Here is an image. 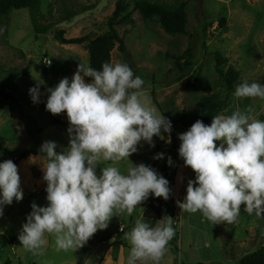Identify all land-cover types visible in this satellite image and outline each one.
Masks as SVG:
<instances>
[{
    "label": "rangeland",
    "instance_id": "374dc122",
    "mask_svg": "<svg viewBox=\"0 0 264 264\" xmlns=\"http://www.w3.org/2000/svg\"><path fill=\"white\" fill-rule=\"evenodd\" d=\"M117 1L128 5L121 17L127 15L134 20L130 27L121 24L114 27L123 37L134 75L144 80L152 103L171 123L192 110L203 97L212 94L224 97V88L214 69V54L228 60L221 69L232 67L239 81H264V0H40L37 31L28 9L13 10L7 17H1L0 89L9 97L0 96V162L10 159L18 166L23 199L5 206L0 217L3 233L0 264H98L101 260L102 264H127L131 245L125 233L131 231L136 219L143 217L151 195L131 217L114 216L107 229L98 230L75 252H57L53 238L49 237L44 255H33L18 240L32 203L41 207L48 203L41 167L29 163V157L38 156L46 141L55 142L58 152L69 142L66 113L48 112L47 94L41 96L39 103H33L29 89L35 85V78H41L46 82L41 86L43 93L45 87H55L62 78L71 80L81 62L89 65L88 42L63 45L55 34L61 31L63 38L73 39L106 33ZM140 1L161 4L171 10L186 3L187 33L170 36L155 18L141 19L135 10ZM185 54H190L193 67L181 74L174 67V60L180 57L185 60ZM124 59L125 55L117 49L112 51V63H123ZM45 60L51 64L46 65ZM85 80L90 82L91 78ZM236 102L241 109L251 106L256 117L264 120V100L243 98ZM234 110L228 108L225 115ZM23 117L31 119L29 126ZM187 130L175 125L170 134L154 136L155 147L141 141L138 151L129 157L131 161L115 166L124 171L132 163H143L169 181L173 204L162 205L161 219L173 218L175 236L161 264H239L243 257L264 246V216L249 215L241 205L234 224L213 225L199 212H182L176 201L183 202L188 181L195 179L194 171L184 165L178 154L181 144L178 135ZM28 148L37 153L20 158L19 153ZM157 153H164L165 159L154 160ZM168 156L173 160L172 166L167 164ZM102 167L98 166V175ZM145 222L155 226L162 220ZM119 227L124 228L123 234L119 233Z\"/></svg>",
    "mask_w": 264,
    "mask_h": 264
},
{
    "label": "clouds",
    "instance_id": "9594fccd",
    "mask_svg": "<svg viewBox=\"0 0 264 264\" xmlns=\"http://www.w3.org/2000/svg\"><path fill=\"white\" fill-rule=\"evenodd\" d=\"M35 79L29 89L32 102L47 94L46 110L66 113L69 142L58 152L55 142L46 141L38 156L29 157V163L41 167L48 203H32L18 235L24 250L44 255L51 237L57 252H75L98 230L107 229L114 216L131 217L150 195L169 199V181L155 168L132 163L121 171L115 166L130 160L141 141L155 147L153 137L170 134L173 127L128 64L104 62L97 70L81 62L71 80L62 78L43 93L46 82ZM233 95L264 100V85L245 80ZM178 139L179 157L195 173L183 202L176 201L182 212H199L213 225L234 224L241 205L249 215L264 216V120L251 106L213 116L210 125L197 120ZM153 159L163 160L165 154ZM167 164L173 165L171 156ZM99 165L104 167L98 175ZM22 199L18 166L10 159L0 162V217L5 206ZM161 220L155 226L143 217L135 220L125 233L131 245L127 264H161L175 236L173 218Z\"/></svg>",
    "mask_w": 264,
    "mask_h": 264
},
{
    "label": "trees",
    "instance_id": "16d2710c",
    "mask_svg": "<svg viewBox=\"0 0 264 264\" xmlns=\"http://www.w3.org/2000/svg\"><path fill=\"white\" fill-rule=\"evenodd\" d=\"M39 7L40 0H0V18L7 17L13 10L28 9L34 30L37 31L38 28L35 23ZM127 8L128 5L125 2H116L115 9L107 21L108 31L102 35L92 38L80 37L65 39L63 38V32L59 31L56 32L55 39L63 45H81L88 42L87 50L89 52V66L94 69L100 70L101 65L104 62H111V53L114 49H117L125 55L123 63H126L131 67L132 65L128 58L129 54L126 51L123 37L120 36L114 28L118 24L128 27L134 24L132 17L127 15L121 17L122 14L126 12ZM135 10L139 13L141 19L151 20L155 18L167 35L176 36L185 35L187 33L186 3L180 4L178 7L171 10L161 4L140 1L135 4ZM185 55V60L181 57L174 60V67L181 74H184L193 67L190 54ZM214 60V69L218 75L220 85L224 88V97L221 99L220 96L212 94L201 98L192 110L186 111L182 114L177 121L172 123V126L179 125L183 129H189L197 120H202L206 125H210L213 116L222 113L225 114L230 107L235 109L237 102L233 94L235 88L242 83V81L238 80V73L233 70L232 67H229L226 71L221 69L223 65L228 63L226 58L219 54H214ZM190 79L192 81L193 77ZM257 83L264 85V81ZM23 120L28 126L30 125L31 119L27 120L23 117ZM32 123L34 126L36 125L33 120ZM30 153L36 154L37 151L33 148H28L21 151L19 155L20 158H26ZM168 203L172 205L173 201L170 198L165 201L162 198L152 197L144 208L143 219L152 223L160 221L162 216V205H167ZM239 264H264V246L254 253L243 257Z\"/></svg>",
    "mask_w": 264,
    "mask_h": 264
},
{
    "label": "built area",
    "instance_id": "2783aa9c",
    "mask_svg": "<svg viewBox=\"0 0 264 264\" xmlns=\"http://www.w3.org/2000/svg\"><path fill=\"white\" fill-rule=\"evenodd\" d=\"M45 63H46V65H50L51 64V62L49 60H45ZM118 231H119V233H123L124 232V228L119 227Z\"/></svg>",
    "mask_w": 264,
    "mask_h": 264
},
{
    "label": "water",
    "instance_id": "95a60500",
    "mask_svg": "<svg viewBox=\"0 0 264 264\" xmlns=\"http://www.w3.org/2000/svg\"><path fill=\"white\" fill-rule=\"evenodd\" d=\"M0 96L3 97L4 99H8V94H5L2 92V90L0 89Z\"/></svg>",
    "mask_w": 264,
    "mask_h": 264
},
{
    "label": "crops",
    "instance_id": "0c3cea01",
    "mask_svg": "<svg viewBox=\"0 0 264 264\" xmlns=\"http://www.w3.org/2000/svg\"><path fill=\"white\" fill-rule=\"evenodd\" d=\"M257 111V110H256ZM167 179V178H166ZM101 242H102V240H100ZM98 264H102V260L101 261H99V263Z\"/></svg>",
    "mask_w": 264,
    "mask_h": 264
}]
</instances>
